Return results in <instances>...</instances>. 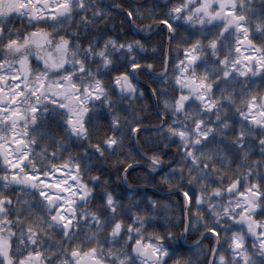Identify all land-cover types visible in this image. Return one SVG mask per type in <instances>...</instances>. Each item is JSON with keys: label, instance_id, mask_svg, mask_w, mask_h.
<instances>
[{"label": "snow or ice", "instance_id": "6c2138e0", "mask_svg": "<svg viewBox=\"0 0 264 264\" xmlns=\"http://www.w3.org/2000/svg\"><path fill=\"white\" fill-rule=\"evenodd\" d=\"M162 7L163 16L132 9L126 19L136 34L161 27L170 42L179 30L190 33L173 65L178 95L163 99L170 122L156 129L178 145V167L165 172L160 155L141 154L161 184L187 186L178 209L150 197L126 206L101 175H90V162L121 152L126 136L139 143L133 134L141 121L121 120L115 110L143 96L133 81L153 71L137 58L141 39L82 44L81 34L109 17L96 0H0V264H193L166 243L176 239L171 232L148 231L164 209L179 212L183 233H199L198 250L213 241L206 264H264V94L251 90L253 78L264 80V0L259 11L252 0H165ZM162 63L161 82L168 79ZM101 111L107 131L93 143ZM66 141L82 152L65 157ZM254 147L260 159L253 161ZM116 163L127 182L138 161L125 155ZM53 231L61 242H49Z\"/></svg>", "mask_w": 264, "mask_h": 264}, {"label": "trees", "instance_id": "16d2710c", "mask_svg": "<svg viewBox=\"0 0 264 264\" xmlns=\"http://www.w3.org/2000/svg\"><path fill=\"white\" fill-rule=\"evenodd\" d=\"M96 3L109 12L108 20L107 22L98 21L96 27L90 29L86 34H81L80 42L86 46L87 40H94L101 37L106 39L108 36L120 40H123V38L129 40L133 38L141 39V42L145 46V51L139 52L137 58L141 60L143 65H153V71L151 73L146 74L142 71L138 72V75L141 77V82L138 84L134 82L137 85L138 91L143 92V96H137L131 100H123L115 111L121 117V120L127 117V119L133 121L134 124L137 120L141 121L138 125L140 129L158 127L162 124L163 120L164 124L166 121L170 122V117L164 110L163 99L164 97L171 99L178 95V86L174 84L172 75H174V62H178V52L182 47V35L184 31L179 30L171 42L168 41V36L161 27H154L150 34L147 35L146 33L136 34V29L131 27L126 19V11L138 9L141 12L152 11L157 15L163 16L164 8L157 0H144L139 4H135L132 0H96ZM114 5L119 7H113ZM147 23H149L147 20H145L143 24L137 21L140 27H143L144 24ZM13 24L21 31L31 30L26 20H14ZM157 29L158 31H156ZM166 53L168 79L161 82L159 78L155 79L153 76H160L163 73L164 67L162 62L165 60ZM253 79L255 81V87L251 90L264 94V87H262V85H264V80H261L259 77ZM152 89L157 90L155 95H153ZM161 90H163V96ZM116 99L117 98L113 96V100ZM237 103H239V101H237ZM156 106L158 111L156 110ZM228 115L230 118L235 119L231 110ZM161 116H163L164 119H161ZM108 119L109 116L107 111H101L99 119L96 121L98 134L91 137L93 143L103 138L107 131ZM52 131L57 136L61 134L60 126L55 122H52ZM125 132H127V128H125ZM257 135H259V133H257ZM136 138L139 140L138 144L137 139H135L134 142L132 138L126 136V147L116 154L106 153L105 155L108 157L106 160L99 161L93 159L90 163L95 166L91 168L90 175H101V179L107 181L105 187L109 191H112L114 197L118 198L126 206H131L142 200L146 201V199L150 197L153 200H159L161 203L168 205L169 209H178L181 200V192L187 191V186L179 190L175 188L176 181H173L172 187L161 184L160 175L150 173L148 161L141 156L142 153L147 156L153 154L160 155L164 162L162 165L163 171L166 172L169 164L173 167H178L175 164V160L178 159L180 155L178 145L171 143L168 138L158 135L156 129L141 130L140 133L136 134ZM153 141L157 142L159 145L158 148L154 147ZM44 143L49 146V151L53 150V147L48 141ZM65 143L70 146L69 151L64 152L65 157L68 155L76 156L82 152V149L72 144L71 141H66ZM250 143L257 144V141L253 139ZM37 151H39V149H37ZM125 155H131L134 157L135 161H138V164L134 165V170L129 169L127 182L121 179L125 174L117 171L120 165L116 163L117 159L121 161L124 160ZM233 170H230L228 174L231 175ZM84 180L88 182V176H85ZM89 187H93V185L89 183ZM3 191L6 190L3 188V185L0 184V192ZM170 192H176V194L170 195ZM7 194L11 196L15 203L16 194L10 190H7ZM87 206L91 208L97 207L95 202ZM169 209L163 210L166 215L159 216L155 221V227H149L148 231L161 235L166 232H171L176 239L170 242L166 241V243H172L173 246L178 247L183 256H191L193 264H206L207 257L204 255V252L213 244V241L211 239L204 240L199 250L195 246H192L195 245L196 241L199 239V233H186L188 238L183 241L180 237L182 234L185 235V233H183L180 214L178 211H171ZM201 231H203V229H201ZM81 235L83 236L84 233L82 232ZM61 241L62 237L59 232L53 231L49 242ZM197 256H199L198 262Z\"/></svg>", "mask_w": 264, "mask_h": 264}, {"label": "flooded vegetation", "instance_id": "af4514ba", "mask_svg": "<svg viewBox=\"0 0 264 264\" xmlns=\"http://www.w3.org/2000/svg\"><path fill=\"white\" fill-rule=\"evenodd\" d=\"M135 4H139V3H142L144 0H132ZM160 4H164L165 3V0H157ZM254 6H255V9L257 11H259L261 9V6H262V0H252ZM158 31V29L156 30ZM183 31V30H182ZM148 33H146L147 35ZM190 33L188 32H183V35H182V47L181 49L179 50L178 52V58L179 59H183V49L187 48L188 45L184 42L185 39L187 37H189ZM256 43H259V39H257V41H255ZM165 59H167V53L165 55ZM198 72L201 71L200 69L197 70ZM152 75V74H151ZM153 76V75H152ZM155 79H158L160 76H153ZM173 77V75H172ZM243 79V78H242ZM141 80V77L137 74V78L133 81V82H137V81H140ZM255 144V143H253ZM256 145V144H255ZM251 157H252V160H258L260 159V155H259V149L258 147H254L252 149V153H251Z\"/></svg>", "mask_w": 264, "mask_h": 264}, {"label": "water", "instance_id": "95a60500", "mask_svg": "<svg viewBox=\"0 0 264 264\" xmlns=\"http://www.w3.org/2000/svg\"><path fill=\"white\" fill-rule=\"evenodd\" d=\"M168 41H169V39H168ZM156 110L158 111V109H157V106H156ZM163 117V116H162ZM164 119V118H163ZM162 124H164V120L162 121ZM158 127H151V128H148V127H146V128H141V130H144V129H157ZM134 137H136V134H134L133 135ZM134 140V142H135V139H133ZM170 194V193H169ZM185 235H186V233H185ZM183 241H184V239H183ZM196 245V244H195ZM195 245H192V246H195Z\"/></svg>", "mask_w": 264, "mask_h": 264}, {"label": "rangeland", "instance_id": "374dc122", "mask_svg": "<svg viewBox=\"0 0 264 264\" xmlns=\"http://www.w3.org/2000/svg\"><path fill=\"white\" fill-rule=\"evenodd\" d=\"M242 79V78H241ZM58 175H60V173H58Z\"/></svg>", "mask_w": 264, "mask_h": 264}]
</instances>
